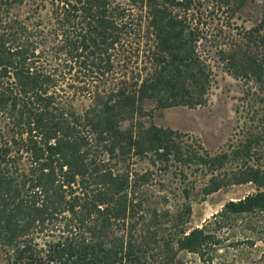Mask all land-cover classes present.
Instances as JSON below:
<instances>
[{
	"label": "trees",
	"instance_id": "1",
	"mask_svg": "<svg viewBox=\"0 0 264 264\" xmlns=\"http://www.w3.org/2000/svg\"><path fill=\"white\" fill-rule=\"evenodd\" d=\"M246 1L0 0V264H211L238 218L264 233V0L249 27ZM204 44L251 113L218 151L138 123L147 100L207 104ZM199 182L255 192L189 228Z\"/></svg>",
	"mask_w": 264,
	"mask_h": 264
},
{
	"label": "rangeland",
	"instance_id": "2",
	"mask_svg": "<svg viewBox=\"0 0 264 264\" xmlns=\"http://www.w3.org/2000/svg\"><path fill=\"white\" fill-rule=\"evenodd\" d=\"M261 3L262 0H247L235 15V21L246 27L255 24L260 17ZM215 6L209 2L206 13L210 12L214 17L222 18L224 12ZM214 19L216 22V18ZM200 49L214 74L207 104L196 108L179 106L155 109L154 102L147 100L144 103L147 115L139 118L138 123L148 125L152 122L157 126L176 129L197 138L207 150L218 151L225 148L230 139L235 140L243 136L246 127L249 129L248 119L251 113L247 114L245 109L242 81L224 70L214 53V48H210L209 44L201 45ZM261 162L264 164V159ZM201 186L202 183H197L190 196L191 217L187 226L189 228L201 226L212 214L218 212L225 202L255 192L253 184L245 183L228 185L204 196L200 191ZM169 208L177 210L178 203L171 202ZM241 223H243L241 218H238L237 222L232 224V228L229 226L223 228L220 234L225 240L222 247L219 246L211 254V264H264V233L261 228H257L255 234L247 233ZM245 236H251L253 243L249 244ZM180 258L186 264H199L198 259L191 254L182 252Z\"/></svg>",
	"mask_w": 264,
	"mask_h": 264
}]
</instances>
